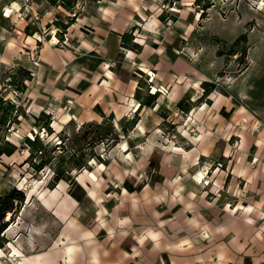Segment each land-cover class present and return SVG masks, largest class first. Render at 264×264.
<instances>
[{"label":"crops","instance_id":"crops-1","mask_svg":"<svg viewBox=\"0 0 264 264\" xmlns=\"http://www.w3.org/2000/svg\"><path fill=\"white\" fill-rule=\"evenodd\" d=\"M177 2L180 18L162 23L158 14L147 11L152 0H97L93 7L86 5L69 28L88 57L94 36L96 44L107 41L115 50L121 34L134 30L135 42L142 47L138 52L128 49L125 63L133 61V67L150 77L151 92L159 93V103L173 106L185 92H194L189 87L195 89L212 77L180 57L173 45L189 35L190 30L183 28L189 25L182 19L194 0ZM198 18L196 12L194 20ZM256 19L257 25L247 34L249 65L230 82L226 93L214 91L191 110L193 118L202 121L198 128L204 132L198 137L203 142L187 152L192 161L167 163L165 153L161 180L143 183L137 191L128 179H120L117 200L109 191L95 194L97 179L87 178L86 169L75 178L87 192L83 201L65 191V184L44 192L35 199L43 205L36 201L40 210L32 213L31 240L17 246L19 260L13 264H264V127L250 133L252 116L264 123V19ZM246 20L241 14L239 19L217 21L210 31L231 42L244 32ZM86 26L93 31L84 38L81 28ZM18 33L21 40L0 23V73L19 63L24 39L30 46L35 42L34 35ZM53 56L52 48L44 44L40 61ZM132 91L133 86L127 88V95ZM147 109L149 114L138 121L130 138L139 136V130L152 132L150 141L154 138L161 117ZM237 132L239 143L233 147L224 135ZM218 137L224 140L221 147L216 146ZM135 149L131 145L128 153ZM141 151L149 155L155 147L145 145ZM211 153L222 157V166L209 160L194 163Z\"/></svg>","mask_w":264,"mask_h":264},{"label":"rangeland","instance_id":"rangeland-1","mask_svg":"<svg viewBox=\"0 0 264 264\" xmlns=\"http://www.w3.org/2000/svg\"><path fill=\"white\" fill-rule=\"evenodd\" d=\"M152 2L147 11L158 14V19L164 11L167 16H176L175 19L167 18L165 21L159 19L162 23L180 18L179 10L182 8L177 1L172 4H167L164 0H152ZM95 3L97 0H77L68 14L75 15L76 21L86 5L93 7ZM191 8L190 13L182 19L183 23L189 25L183 27L186 28L185 31L190 30L189 35H185V38L179 37L173 45L180 57L193 62L203 75L211 72L212 77L211 80H202V84L195 89L189 87L194 92H185L172 106L168 101L158 102L159 93L151 92L150 77L133 67V61L131 65L125 63L128 49L138 52L141 50V44L137 43L140 45L139 50L124 47L120 38L119 47L110 50L107 41L96 44L94 36L93 50L89 52L88 57L85 56V50L79 47V37L74 34V29L71 31L69 28L72 24L63 34L62 39L56 35L55 25L48 27L57 14L64 16L60 8L49 6L45 0H0L1 25L10 32H15V35H19L20 40L22 35L18 31L25 35H34L32 37L35 40L33 46H30L24 39L23 50H20L23 56L17 59L19 63L0 73L1 95L23 112V115L17 113L18 122L10 125L5 132V138L20 147L25 136L38 133L48 146L63 140L64 147L69 150L82 146L88 153L90 147L87 141L98 134L99 138L92 146V152L98 155L99 159L90 158L89 168L86 169L89 173H85V176L97 179L94 185L96 190H93L95 194L103 195L104 192L109 191L116 200L120 198V189L117 187H121L118 183L120 179H128L130 185L137 191L141 189L143 183L161 180L164 176L159 168L161 162H164L161 158L165 153L169 155L167 163L176 162L178 159L179 163L191 162L192 158L187 152L192 147L198 146L199 142H203L198 137L204 133L199 130L202 121L195 120L191 110H197L203 102L209 100L210 94L214 91L226 93L225 90L230 82L249 65L248 53L251 43L248 42L247 34L257 25L256 16L258 19H264V0H212V5L206 10L205 15L202 18L199 16L196 20L194 15L196 12L200 15L199 8L194 3ZM241 14L247 19L242 33L246 35L245 42L234 44L242 34L228 42L210 31L211 23L217 21L223 23L232 17L239 19ZM26 25L36 28L37 31L33 34L25 33ZM85 28H81L82 36L90 37L93 30L87 26ZM15 29L18 31L16 32ZM125 32L132 35L135 42V31L123 33ZM44 44L50 46L54 52L53 59L48 62L40 61ZM243 48H246V53L242 58ZM19 68L29 70L31 74V78L24 81L23 89L13 84L11 78ZM193 77L198 75L195 73ZM203 84H213L214 87L205 93L206 86ZM132 86L133 91L127 95V88ZM137 94L142 99L154 94L153 105L139 106ZM149 107L152 110L156 108L154 113L161 117L157 129H153L154 138L150 141L149 136L152 132L141 133L140 130L137 131L139 136L130 138V134L138 130V121L142 116L149 114H147ZM41 112L50 115V126L53 129L51 134L46 133L36 124L35 118ZM13 114L15 115L16 112ZM132 119H136L134 125L130 123ZM252 120L254 127L250 133L264 127V123L255 116H252ZM83 133L86 134V139L81 138ZM238 134L240 133L230 135L226 133L224 138L236 147L240 139ZM195 138L198 139L196 144L193 143ZM223 141L218 137L216 146L221 147ZM131 145L138 148L133 154L128 153ZM145 145L155 147V151L149 155L143 154L141 147ZM176 150H179V153ZM27 156L28 150L22 147L11 155L0 156V194L11 187H16L23 190L26 195L19 212L1 233L6 239L4 247L1 248L3 252L0 254L1 264L16 263L19 260L17 246L23 241L31 240L30 232L33 224L31 219L33 211L38 207L36 202L38 199L35 200L39 198L38 196L43 195L44 192L51 193L55 188L59 190V184H65V191L79 202L85 199L87 193L76 180L72 183L65 179L59 180L50 186L53 177L51 169L45 167L42 171L36 172L25 162ZM203 157L200 156V159H196L194 163H205L209 160L212 165H223L222 157L218 154L211 153ZM82 171L84 169L74 171L75 178ZM205 174L207 171L203 176ZM104 183L107 186H104ZM25 205L28 207L22 210ZM8 217L9 215L6 219Z\"/></svg>","mask_w":264,"mask_h":264},{"label":"trees","instance_id":"trees-1","mask_svg":"<svg viewBox=\"0 0 264 264\" xmlns=\"http://www.w3.org/2000/svg\"><path fill=\"white\" fill-rule=\"evenodd\" d=\"M51 7L60 8L62 14H57L50 25L57 27L56 35L59 39H62L63 34L67 28L75 22V15H69V11L74 6L77 0H45ZM167 4H172L178 0H164ZM194 4L199 8L200 17L205 15L206 10L212 5V0H194ZM167 18L175 19L176 16H167L166 11L159 15L161 21H165ZM37 31L36 28H31L29 25L25 27V33L33 34ZM240 41H246V35H240L234 42V44ZM121 44L124 47L140 49V45L133 42V36L129 33L121 34ZM246 48L242 50V58L245 57ZM241 58V59H242ZM12 83L17 84L19 89L24 88V81L31 78L30 71L25 68H19L16 73L11 75ZM206 86L205 93H208L214 87L213 84H203ZM139 100V106H152L154 103V94H149L147 98L142 99L139 94L136 95ZM16 112L14 115L13 113ZM19 112V113H18ZM17 113L23 115V112L19 108H15L14 104L10 101H6L0 93V156L11 155L15 151L20 150L21 147L28 150V156L26 161L32 169L36 172L42 171L45 167H49L53 172V177L50 186H53L59 180H67L69 183L75 181L74 171L80 169H88V161L90 158H98V155L92 152V146L98 140V134L91 137L87 141V145L90 147L88 153H86L82 146L72 148L69 150L64 147L63 140L58 144L48 146L44 143L38 133H34L32 136H25L21 146L17 147L16 144L6 139L5 132L8 130L11 124L18 122ZM36 124L45 130L46 133L51 134L53 129L50 126L51 118L49 114L41 112L36 118ZM131 125L136 123V119L130 121ZM99 126V124H97ZM82 139H86V134L83 133ZM61 145V146H60ZM60 147V148H59ZM99 159V158H98ZM26 199L25 192L16 187H11L4 193L0 194V249L4 247L6 239L1 233L5 230L8 224L14 219L19 212L21 206ZM9 215L8 219L6 216Z\"/></svg>","mask_w":264,"mask_h":264}]
</instances>
